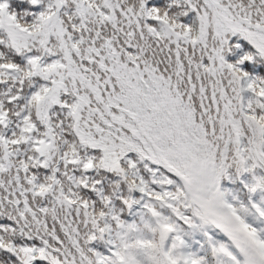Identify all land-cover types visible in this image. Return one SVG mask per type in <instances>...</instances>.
Segmentation results:
<instances>
[{
    "label": "snow or ice",
    "instance_id": "snow-or-ice-1",
    "mask_svg": "<svg viewBox=\"0 0 264 264\" xmlns=\"http://www.w3.org/2000/svg\"><path fill=\"white\" fill-rule=\"evenodd\" d=\"M0 264H264V0H0Z\"/></svg>",
    "mask_w": 264,
    "mask_h": 264
}]
</instances>
